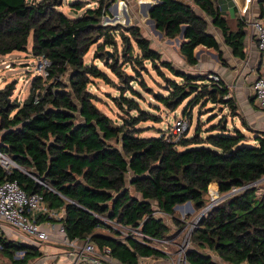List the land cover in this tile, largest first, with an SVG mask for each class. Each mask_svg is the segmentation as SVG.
<instances>
[{
  "label": "trees",
  "instance_id": "trees-1",
  "mask_svg": "<svg viewBox=\"0 0 264 264\" xmlns=\"http://www.w3.org/2000/svg\"><path fill=\"white\" fill-rule=\"evenodd\" d=\"M95 1V8L69 18L59 9L63 0H0V56L25 52L31 39V55L48 63L47 75L33 78L23 102H10L15 84L0 91V152L18 167L9 175L0 167V183L15 181L27 195H41L50 210H63L60 222L69 241L88 239L99 250L108 248L120 264L166 255L131 231L122 236L103 219L153 240L171 241L187 228L174 208L189 202L195 212L202 211L209 203V185L216 183L219 196L236 192L198 221L187 263L219 264L218 258L225 264H264V182L257 183L264 178V138H257L258 145L249 143L242 132L248 125L220 81L163 60L139 27L105 23L112 0ZM72 7L79 11L84 5L77 0ZM148 18L162 38L182 37L178 51L189 67L197 64L198 46L218 50L209 22L233 54L243 57L244 23L229 31L216 0H157ZM92 48V60L86 62ZM127 68L136 75H128ZM150 70L163 81L164 94L147 87L143 73L150 76ZM107 71L120 82L116 107L135 116L114 121L96 107L90 86L96 80L114 85ZM133 84L167 111L192 98L181 114L189 124L192 108L206 100L214 111L227 110L238 118L241 129L229 128L223 117L209 125L205 138L199 127L177 143L167 142L166 133L141 138L136 126L158 118L141 109V93ZM156 211L171 218L173 234ZM17 253L23 256L16 258ZM0 255L10 264H28L42 254L0 234Z\"/></svg>",
  "mask_w": 264,
  "mask_h": 264
},
{
  "label": "rangeland",
  "instance_id": "rangeland-1",
  "mask_svg": "<svg viewBox=\"0 0 264 264\" xmlns=\"http://www.w3.org/2000/svg\"><path fill=\"white\" fill-rule=\"evenodd\" d=\"M77 0H63V5L59 8L62 13H64L69 18H76L80 16L85 9L89 8H95L97 6V2L95 0H79L84 7L76 11L73 9L72 4L75 3ZM148 1V0H144ZM153 1V0H151ZM132 0H112L110 5L107 7V15L104 16L103 21L108 24H120L122 27L127 28L131 26H137L141 30V33L148 38L149 36L152 38L151 48L155 49V46L162 45L163 42L166 39L162 38V35L153 36L152 34L155 33L153 27L150 23L147 22L146 14L148 13V9L146 5L137 4L135 0L136 6L132 5ZM122 6L123 10L119 11V6ZM111 7V9H109ZM154 32V33H153ZM158 36L161 37V40H158ZM151 43V42H150ZM31 39H29V43L27 46V50L25 52H13L6 56H0V91L3 90L8 84H15V88L12 92V95L9 97L10 102L18 101L23 102L28 96L31 82L35 76L43 75V66L41 65V60L36 59L31 55ZM92 54H93V48L89 52V54L86 55L85 61L90 62L92 60ZM95 64L99 68H103V65L100 62H95ZM148 65V64H147ZM149 67V66H148ZM139 70L138 68H136ZM108 72V71H107ZM109 73V72H108ZM126 73L128 75L135 76L134 72L130 70L129 68L126 69ZM165 73V72H164ZM111 79L113 80L114 85H105L101 81H94L90 86V91L97 97L95 105L96 107L108 115L111 119L114 121H119L120 118L126 117L128 113L130 115L135 116L136 113L134 112H127L122 113L118 110L116 107V104L114 100H118L120 98V93L118 92V86L120 85V82L114 78L110 73L108 74ZM143 78L145 83L147 84V87L151 88L155 93L164 94L163 92V81L156 75L154 71L150 70V76H147L143 73ZM133 88L141 93L142 100H137L139 106L143 111L146 113L156 116L158 118V121L156 122H141L136 127L140 131V137L141 138H158L161 133H168L169 127H172L175 121V118L181 116L183 110L187 105H189V102H191L192 98L190 100L185 101L182 103L175 111H167L164 108L160 107L150 96L149 94L142 91L136 84L132 85ZM125 97L131 98L129 93L123 94ZM114 99V100H113ZM206 101V100H204ZM204 101H201L198 105H195L192 108L191 113V120L189 124V129L185 135L186 138H191L194 135L195 129L197 127L200 128V136L202 138H205L208 136V127L209 125L216 123L219 121V119H222L223 117H226L227 126L231 128L232 126H237L239 129H241V125L237 119H232L227 110H220L216 108L214 111L211 108V105L208 103H205ZM155 107H158L159 109H156ZM214 118V120L210 123L208 121L211 118ZM165 134V135H166ZM216 134H220L219 132H216ZM250 145V144H249ZM205 199L208 202V195L205 196ZM191 205V204H190ZM189 205V206H190ZM192 207V205H191ZM185 208H188V205H183L181 208H178L179 210H176L175 213L178 215L181 212H184ZM201 213V211H196L194 214H191L187 217L186 223L192 224L196 217ZM157 216H159L157 214ZM162 219L164 223L170 227V234H173L175 232V229L173 228V223L170 217L163 215ZM57 221V219H52ZM198 224V222H197ZM114 228H116L122 236L128 235L127 228H122L118 226L117 224H113ZM197 227V225L193 228V230ZM190 225L184 229L181 233H179L176 237L173 238L172 246L162 245L158 244L157 247L167 251L170 253L169 257L171 259L173 258L172 254L176 251L175 245H181L184 239V236L186 235L187 231L189 230ZM192 230V231H193ZM103 233H108L107 230L102 229L99 230ZM2 233V229L0 228V234ZM192 234V233H191ZM191 236V235H190ZM15 241V240H14ZM24 241H26L24 239ZM17 243H19L16 240ZM62 243V242H61ZM63 244V243H62ZM192 244H188V249L191 248ZM207 253V251H206ZM21 257L20 253L16 254V258ZM0 264H10V261L7 258L1 257L0 255Z\"/></svg>",
  "mask_w": 264,
  "mask_h": 264
},
{
  "label": "crops",
  "instance_id": "crops-1",
  "mask_svg": "<svg viewBox=\"0 0 264 264\" xmlns=\"http://www.w3.org/2000/svg\"><path fill=\"white\" fill-rule=\"evenodd\" d=\"M131 3L133 6H136L135 0H132ZM136 3L138 5H146L148 9V6L150 5L152 7L155 4V1L136 0ZM216 6L221 16L224 18L229 31H238L240 21L244 23L243 31L245 36L243 41L242 58L233 54L231 48L225 43L221 32L212 26L211 22H209L208 33L215 38L218 44V50L214 51L212 49H206L203 46H198L194 50L197 64L193 67L186 65L184 59L179 54L178 50L182 39L181 36L173 40L166 39L165 41H162L163 44H157L158 46H155L154 50L161 54L163 60L171 62L177 69L196 75L208 74L217 76L221 85L227 89L229 97L234 99L239 117L244 119L248 125V130L242 128V132L245 133L251 145H258L259 142L257 138H264V111H261L256 107L253 85L258 78L259 71L263 65V60L258 51L256 42L253 39V32L250 23L256 19H264V0H216ZM146 18L147 22L152 26V22L148 18V13L146 14ZM156 34L158 33L155 32L152 35L157 36ZM148 39L151 42L150 44H153L150 36ZM158 40L160 41L161 37L158 36ZM262 182H264V180ZM209 188L216 190L218 193L216 183H211ZM191 205H188V208L183 210L184 212L180 211L178 215L175 213V217L181 218L185 214L187 220L189 215L195 213L194 208L193 206L191 207ZM176 210L179 209H174V211ZM56 211L60 213L62 219L65 218L63 210ZM60 221L51 220V223L58 227L62 226ZM1 234L8 240H15L14 242L17 240L20 241V244L27 245L23 243L24 241L21 239L19 240V237L13 232L7 229L2 230ZM62 238L63 235L56 230L51 233L50 241L46 243H36L33 247H36L42 255L30 260L28 264H71L72 258L68 255L70 251L61 243ZM74 241H76L78 246L83 245L85 242V240ZM214 259L219 264H225L218 258ZM139 262L142 264H167L164 257L142 258Z\"/></svg>",
  "mask_w": 264,
  "mask_h": 264
},
{
  "label": "built area",
  "instance_id": "built-area-1",
  "mask_svg": "<svg viewBox=\"0 0 264 264\" xmlns=\"http://www.w3.org/2000/svg\"><path fill=\"white\" fill-rule=\"evenodd\" d=\"M253 32V39L256 42L259 53L261 54L263 65L259 71L258 78L253 85V92L255 97L256 107L264 111V19H256L250 23ZM43 66V77L47 74L45 72L48 66L47 61L41 60ZM208 78L215 83L219 82V78L214 75H208ZM189 123L184 117L175 118L174 124L169 128V132L164 135L165 140L169 143H177L183 135L188 131ZM0 167L9 175L12 170L18 169L10 157L0 152ZM232 192H236L233 190ZM208 201L212 203V206L216 205L218 201V193L216 190L208 188ZM208 203V204H209ZM208 210L203 214V216ZM159 218L164 215L161 212L156 211ZM166 216V215H165ZM200 214L196 217L195 221L190 224L187 223V227L190 225L189 230L184 236L181 245H176L177 250L172 254L173 258L169 257L170 253L157 247L158 244L173 245L170 240H153L150 237L142 235L137 229L128 231L137 237L143 244L149 245L155 249H160L166 256L165 262L167 264H187L186 252L188 250V244L190 235L193 228L197 225V222L201 219ZM169 217V216H168ZM40 218H45V221H40ZM52 219L57 221L62 220V216L56 210H50L41 195L31 194L27 195L15 181H4L0 183V228L2 230H9L13 232L18 239L24 241L23 243L28 246H34L36 243H46L50 241V235L56 230L63 235L62 243L66 249L70 252L68 255L72 258L71 264H120L111 256V251L108 248L97 249L93 242L88 239L85 240L83 245L78 246L76 241H69L64 233L62 226L56 227L51 223ZM171 219V218H170ZM181 221L186 219V215L179 218ZM109 225H113L108 222L107 219H103ZM175 229L174 225H172ZM147 240V242L145 241ZM20 242V241H18ZM21 257L23 253H20ZM19 257V258H21ZM140 263V262H139ZM142 264V263H140ZM249 264V263H243Z\"/></svg>",
  "mask_w": 264,
  "mask_h": 264
},
{
  "label": "water",
  "instance_id": "water-1",
  "mask_svg": "<svg viewBox=\"0 0 264 264\" xmlns=\"http://www.w3.org/2000/svg\"><path fill=\"white\" fill-rule=\"evenodd\" d=\"M155 1V4L157 3V0H154ZM109 9H111V7H109ZM150 9H151V6L149 5L148 6V12L150 11ZM152 22V21H151ZM152 26H153V28H154V25H153V22H152ZM154 30H155V28H154ZM155 32H157L156 30H155ZM158 33V32H157ZM159 35H161L160 33H158ZM264 180V178H262L260 181H258L257 183H260V182H262ZM218 187V186H217ZM234 192H231V193H229V194H227V195H224V196H221V197H219L218 198V201L220 202V201H222L223 199H225L226 197H228L229 195H231V194H233ZM185 205H190V203L189 202H187ZM183 206V205H182ZM212 207V203H209L202 211H201V213H200V216H203V214L207 211V210H209L210 208ZM178 208H181V206H176L174 209H178Z\"/></svg>",
  "mask_w": 264,
  "mask_h": 264
}]
</instances>
